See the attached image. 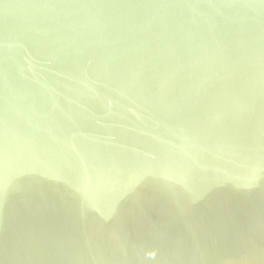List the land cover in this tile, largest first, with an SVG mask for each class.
<instances>
[{
	"label": "water",
	"instance_id": "95a60500",
	"mask_svg": "<svg viewBox=\"0 0 264 264\" xmlns=\"http://www.w3.org/2000/svg\"><path fill=\"white\" fill-rule=\"evenodd\" d=\"M0 264H264V0H0Z\"/></svg>",
	"mask_w": 264,
	"mask_h": 264
}]
</instances>
